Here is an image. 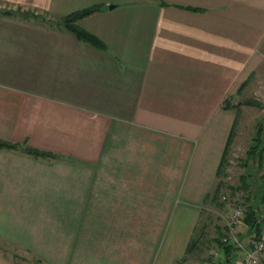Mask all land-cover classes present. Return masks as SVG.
Instances as JSON below:
<instances>
[{"label":"crops","instance_id":"0c3cea01","mask_svg":"<svg viewBox=\"0 0 264 264\" xmlns=\"http://www.w3.org/2000/svg\"><path fill=\"white\" fill-rule=\"evenodd\" d=\"M260 68L264 0H0V264H185Z\"/></svg>","mask_w":264,"mask_h":264},{"label":"rangeland","instance_id":"374dc122","mask_svg":"<svg viewBox=\"0 0 264 264\" xmlns=\"http://www.w3.org/2000/svg\"><path fill=\"white\" fill-rule=\"evenodd\" d=\"M36 15L38 16V14ZM257 72L255 75L248 76L246 81L237 88L228 100L236 117L234 119L235 124L232 127L233 139L225 160L224 177L220 178L227 184L238 187L240 176H243L249 185V191L246 192L241 189L231 191L228 188H221L219 195L222 193L226 195L227 199L223 208H217L211 203L204 206L200 221L197 222L194 231L195 235L201 234L202 247L195 254L187 255L185 264H206L211 259L213 251L219 252L221 259L223 258L221 248L216 245L215 239L219 240L224 235L226 231L225 217L231 212L232 208L234 206L245 208V199L248 193L250 203H253L258 210L257 220L259 222L264 220V202L259 200L261 196L260 181L262 177L264 178V68H260ZM255 143L257 147L253 149ZM217 181L216 177V184ZM200 231L203 233H200ZM0 245L12 250L11 244L6 243L4 240H0ZM235 254L237 255V252ZM22 255L30 257L34 263L39 261V259H34L35 256L33 258L29 254ZM12 256L19 257V255ZM24 257L20 259L25 260ZM229 260L230 264H234L235 257Z\"/></svg>","mask_w":264,"mask_h":264},{"label":"trees","instance_id":"16d2710c","mask_svg":"<svg viewBox=\"0 0 264 264\" xmlns=\"http://www.w3.org/2000/svg\"><path fill=\"white\" fill-rule=\"evenodd\" d=\"M98 11L97 7H90V8H85L82 9L80 11L74 12L70 15H67L65 17L61 18V23L70 31H72L76 37L83 39L85 41H88L92 44H97V45H101V43L97 40V38H95V36H93L92 34L86 32L85 30L81 29L78 25H77V21L84 18L85 16L92 14L94 12ZM3 13L6 14H14V13H20L18 10L12 11V10H3ZM232 107L229 103V101H226L224 103V108H230ZM235 124V123H234ZM233 127V125H232ZM233 139V132L232 129L230 131L229 137L227 139L226 145L224 147V151L220 160V163L218 165L217 171H216V177L218 179L217 184L213 190V192L211 194H209L206 199L205 202L206 203H211L214 206H216L217 208H223L225 201H223L221 199L222 193H220L219 195V190L221 188H228L231 189V191H236L238 189H241L243 191L248 192L249 191V185L247 184V182L245 181V177L240 176V184L238 187L233 186V185H229L227 184L224 180L220 179L222 177H224V170H225V160H226V156L228 153V149L229 146L232 142ZM18 147V144L16 143H10L7 141H2L0 140V148H9V149H16ZM257 147V144L255 143V146L252 147L253 149H255ZM22 150L25 151L26 153L35 156V157H42V156H50L49 153L47 152H43L40 151L36 148H32L29 146H23ZM262 149L259 151V153L261 154ZM261 196H260V201L264 202V178H261ZM246 205L244 208V223L248 228V231L251 233V237L252 238H260L261 237V228H260V222L257 220L256 215L258 214V210L256 208L255 205H253V203H250V195L249 193L246 195V199H245ZM202 231H200L201 233ZM203 233V232H202ZM216 245L218 247H220L222 250L221 252L223 253V255L225 256H230V252L233 251V247H231V245H224L223 242L221 241V239H215ZM202 237L201 234L199 235H195L191 238L188 247L186 249V256L187 255H193L195 254L198 250H200V248L202 247ZM186 256L184 257V261L186 260Z\"/></svg>","mask_w":264,"mask_h":264},{"label":"built area","instance_id":"2783aa9c","mask_svg":"<svg viewBox=\"0 0 264 264\" xmlns=\"http://www.w3.org/2000/svg\"><path fill=\"white\" fill-rule=\"evenodd\" d=\"M221 199L226 201V195L222 194ZM225 218L226 231L221 241L224 245H231L236 249L234 264H264V239L250 237L247 246L238 239L237 234L243 224L244 209L234 206ZM206 264H222L218 253L213 251L211 259Z\"/></svg>","mask_w":264,"mask_h":264},{"label":"water","instance_id":"95a60500","mask_svg":"<svg viewBox=\"0 0 264 264\" xmlns=\"http://www.w3.org/2000/svg\"><path fill=\"white\" fill-rule=\"evenodd\" d=\"M113 7H114L113 4L108 5V8H109V9H110V8H113Z\"/></svg>","mask_w":264,"mask_h":264}]
</instances>
